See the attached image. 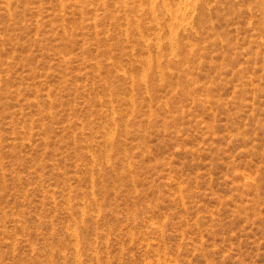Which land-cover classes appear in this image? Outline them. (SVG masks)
<instances>
[{"label": "rangeland", "instance_id": "obj_1", "mask_svg": "<svg viewBox=\"0 0 264 264\" xmlns=\"http://www.w3.org/2000/svg\"><path fill=\"white\" fill-rule=\"evenodd\" d=\"M0 264H264V0H0Z\"/></svg>", "mask_w": 264, "mask_h": 264}]
</instances>
